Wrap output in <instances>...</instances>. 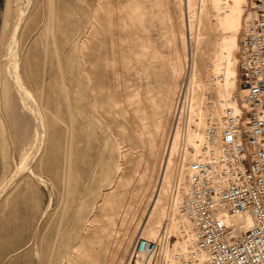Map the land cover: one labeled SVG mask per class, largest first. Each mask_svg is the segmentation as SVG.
<instances>
[{
  "label": "rangeland",
  "instance_id": "374dc122",
  "mask_svg": "<svg viewBox=\"0 0 264 264\" xmlns=\"http://www.w3.org/2000/svg\"><path fill=\"white\" fill-rule=\"evenodd\" d=\"M246 3L0 0V264H128L164 230L172 262L175 155L223 75L241 99Z\"/></svg>",
  "mask_w": 264,
  "mask_h": 264
},
{
  "label": "built area",
  "instance_id": "2783aa9c",
  "mask_svg": "<svg viewBox=\"0 0 264 264\" xmlns=\"http://www.w3.org/2000/svg\"><path fill=\"white\" fill-rule=\"evenodd\" d=\"M245 8L239 51L243 94L236 98L239 111L225 112L218 134L222 151L209 155L205 143L196 148L181 141L175 155L185 175L172 181L168 210L188 216L197 250L206 254L195 264H264V0H247ZM215 132L214 126L207 129L208 142ZM245 210L254 217L250 227L238 229L227 220ZM169 236L165 230L155 238L138 235L131 259L154 255Z\"/></svg>",
  "mask_w": 264,
  "mask_h": 264
},
{
  "label": "bare ground",
  "instance_id": "6f19581e",
  "mask_svg": "<svg viewBox=\"0 0 264 264\" xmlns=\"http://www.w3.org/2000/svg\"><path fill=\"white\" fill-rule=\"evenodd\" d=\"M225 8L227 9V7ZM12 77L14 80L17 79L16 76L12 75ZM234 85H235V79L233 78L230 81L225 75H223L222 79L217 82L216 87L219 92L218 96L222 99H219L218 103H216L217 100L213 102L210 108L212 110L209 113V115H207V117L205 118L206 121L204 122V119H203V126L200 130L198 137L191 144L195 146L196 148H198L202 146L203 143H205V146L207 148L206 150L208 152L207 154L209 155H218L222 151V147L219 142L218 134H219V130H221V128L224 126L225 112L227 108L231 107L235 109L236 111H239L240 107H239L237 99L236 100L227 99L228 91L231 88H233ZM21 91H22V96H23V93L25 94L27 93L26 90L24 89H21ZM23 101L25 105H27L26 100L23 99ZM211 126L216 127V132L212 135V137L209 139V142H208L206 133H207V129ZM173 213L177 217L176 220L179 221V227H178V222H177V228H178V231H180L181 240H180V244L178 245L177 249L174 251V253L171 256L172 262L170 264H188V259H191L194 263L196 261L203 262L206 258V254L204 252H200L197 250V247H196V244L193 238L192 224L188 216L182 213H178L175 210L173 211ZM227 220L229 222L236 224L238 229H242V228L250 227L254 222V217L251 211L245 210V211H241L239 213L233 214V215H230V214L227 215ZM149 253L140 254L136 258L135 264H152L153 252L150 254ZM164 258L165 257H163V259ZM161 264H164V263H161Z\"/></svg>",
  "mask_w": 264,
  "mask_h": 264
},
{
  "label": "crops",
  "instance_id": "0c3cea01",
  "mask_svg": "<svg viewBox=\"0 0 264 264\" xmlns=\"http://www.w3.org/2000/svg\"><path fill=\"white\" fill-rule=\"evenodd\" d=\"M0 163H1V152H0Z\"/></svg>",
  "mask_w": 264,
  "mask_h": 264
}]
</instances>
